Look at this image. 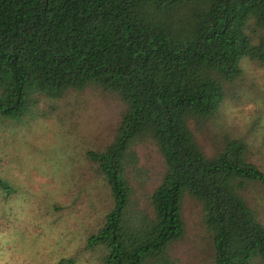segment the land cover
Instances as JSON below:
<instances>
[{
    "label": "trees",
    "instance_id": "16d2710c",
    "mask_svg": "<svg viewBox=\"0 0 264 264\" xmlns=\"http://www.w3.org/2000/svg\"><path fill=\"white\" fill-rule=\"evenodd\" d=\"M243 60L264 68V0H0L3 117L87 88L124 105L110 139L85 154L107 190L95 230L50 264L96 248L101 264H150L185 238L186 197L202 207L209 264H264V149L215 124ZM135 142L153 144L164 163L151 213L132 207ZM12 192L3 182L0 262H39L42 216L27 209L10 220Z\"/></svg>",
    "mask_w": 264,
    "mask_h": 264
},
{
    "label": "rangeland",
    "instance_id": "374dc122",
    "mask_svg": "<svg viewBox=\"0 0 264 264\" xmlns=\"http://www.w3.org/2000/svg\"><path fill=\"white\" fill-rule=\"evenodd\" d=\"M242 68V77L236 88L230 90L231 98L224 101L215 118L216 130L246 138L264 149V68L247 60H243ZM123 107L121 101L87 88L62 98L39 96L21 118L0 114V254L3 182L14 190L11 195L17 196L18 208L9 207L10 220L20 223L21 217L13 213L25 214L27 209L42 216L40 222L35 220L39 225L37 237L46 247L39 246L32 253L39 259L38 262L35 258L33 264H50L48 255L52 252L60 256L72 254L94 232L107 190L99 179L93 178L85 154L87 149L100 148L110 139ZM130 152L126 177L134 189L132 207L151 213L148 198L161 181L164 163L150 142H135ZM257 192L252 190L249 195L258 198ZM20 205L24 207L19 208ZM183 208L185 238L150 264H209L202 207L186 197ZM260 215L264 219L263 210ZM100 255V248L82 250L75 264H101Z\"/></svg>",
    "mask_w": 264,
    "mask_h": 264
},
{
    "label": "clouds",
    "instance_id": "9594fccd",
    "mask_svg": "<svg viewBox=\"0 0 264 264\" xmlns=\"http://www.w3.org/2000/svg\"><path fill=\"white\" fill-rule=\"evenodd\" d=\"M0 264H2V262H0ZM13 264H18V262H13Z\"/></svg>",
    "mask_w": 264,
    "mask_h": 264
}]
</instances>
